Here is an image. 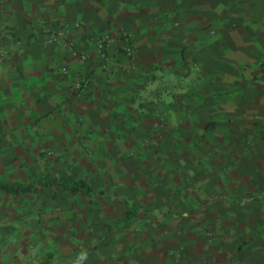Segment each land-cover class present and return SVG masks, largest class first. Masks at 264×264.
<instances>
[{
    "label": "rangeland",
    "instance_id": "1",
    "mask_svg": "<svg viewBox=\"0 0 264 264\" xmlns=\"http://www.w3.org/2000/svg\"><path fill=\"white\" fill-rule=\"evenodd\" d=\"M58 4L3 0L0 24L7 26L0 27L24 22L38 28L42 45L56 44L88 62L92 56L69 37L79 23L57 16L33 25L31 12L50 6L57 13ZM13 9L19 21L12 20ZM220 14L229 28L241 21L243 30L217 34L210 26L203 34L206 41L226 40L220 54L242 60L220 86L209 81L212 46L181 44L183 56L194 54L190 60H174L165 51L144 72L124 33L116 49L127 67L117 65L115 73L133 88L134 101L149 105L145 115L131 107L126 125L97 129L89 107L76 127L50 121L44 133L47 123L35 129L26 120L2 128L0 182L27 183L49 174L84 179L93 193L55 186L0 192V264H264V0H213L211 16ZM61 30L63 38L48 43ZM112 38L97 36L103 71H112L106 60ZM6 57L1 51L0 59ZM201 73L204 80L197 81ZM172 88L185 94L173 117L156 96L170 97ZM134 209L136 216L128 219Z\"/></svg>",
    "mask_w": 264,
    "mask_h": 264
},
{
    "label": "crops",
    "instance_id": "2",
    "mask_svg": "<svg viewBox=\"0 0 264 264\" xmlns=\"http://www.w3.org/2000/svg\"><path fill=\"white\" fill-rule=\"evenodd\" d=\"M58 2L57 13L50 6L31 12L29 17L35 18L33 25L57 16L72 24L79 23L80 27L72 28L69 37L74 39L77 50L89 53L92 58L84 62L56 44L47 47L42 45L43 37L38 28L26 27L24 22H12L4 30L0 27V52L5 50L7 53L6 58L0 59V134L2 128L13 127L26 120L34 124L35 129L38 124L47 123H44V133L46 130L49 133L50 121H70L76 127L78 118L80 123L82 115L84 119L88 116L89 107L94 113L93 127L97 129L114 130L126 125L127 109L131 107L137 108L136 113L145 115V109L149 105L142 106L139 101H134L136 98L133 96V88H130L123 76L115 73L120 69L117 65L127 67L124 62L126 58L116 49L124 33L129 35L132 46L138 51L133 62L144 72L150 68L146 64L153 58L159 61L165 51L171 50L174 60H190L194 54L183 56L181 44H191V48L198 50L203 49L204 45L214 48L215 51L206 58L212 67L209 81L213 87L226 81L229 73H233L232 68L242 67V60L237 55L226 57L220 54V50L228 45L226 40H205L203 34H206L210 26L215 27L217 34H223L227 30L243 34L241 21L240 25L238 23L229 28L223 22L225 15L220 14L218 19L212 18L213 0ZM218 3L222 8V2ZM10 12L12 20L19 21L18 11L13 9ZM2 13L0 12V22L3 19ZM4 25L7 26L6 23L1 26ZM105 34L113 37V42L106 46V60L112 71L102 70V59L96 50L97 36ZM242 39L241 37V41ZM203 40L209 44L202 43ZM140 50L147 52L141 55ZM62 67L66 68V73L62 72ZM158 70L159 68L155 71L159 73ZM79 78H87L85 91L75 88ZM153 78L156 79L152 75ZM195 78L197 81L204 80L202 73ZM173 89L170 97L159 92L156 95L157 99L170 107L166 111L170 110L172 117L180 108L181 95H185ZM86 91L89 95H83L82 92ZM103 120H107L108 124L105 125ZM99 138L102 136L99 135Z\"/></svg>",
    "mask_w": 264,
    "mask_h": 264
},
{
    "label": "trees",
    "instance_id": "3",
    "mask_svg": "<svg viewBox=\"0 0 264 264\" xmlns=\"http://www.w3.org/2000/svg\"><path fill=\"white\" fill-rule=\"evenodd\" d=\"M3 0H0V2ZM1 132V129H0ZM55 186L62 190L71 193L92 194V186L84 179H75L70 177H53L49 174L43 175L38 181H30L27 183L13 182L5 183L0 182V192L10 195L28 194L35 190L37 187H51ZM136 210L129 211L127 214L128 219L136 216Z\"/></svg>",
    "mask_w": 264,
    "mask_h": 264
},
{
    "label": "built area",
    "instance_id": "4",
    "mask_svg": "<svg viewBox=\"0 0 264 264\" xmlns=\"http://www.w3.org/2000/svg\"><path fill=\"white\" fill-rule=\"evenodd\" d=\"M64 31L65 30L57 31L56 34L53 33L52 35H50V37L48 39V43H52L54 41L61 40L63 38ZM61 70L63 73H66L65 67H62ZM86 85H87V80L84 78H79L75 84V88L79 89V90H84L86 88Z\"/></svg>",
    "mask_w": 264,
    "mask_h": 264
},
{
    "label": "clouds",
    "instance_id": "5",
    "mask_svg": "<svg viewBox=\"0 0 264 264\" xmlns=\"http://www.w3.org/2000/svg\"><path fill=\"white\" fill-rule=\"evenodd\" d=\"M83 257H81V259H82Z\"/></svg>",
    "mask_w": 264,
    "mask_h": 264
}]
</instances>
